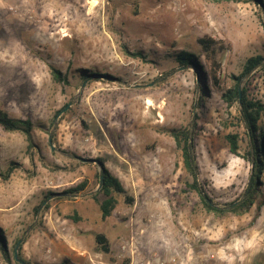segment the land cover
<instances>
[{"label": "rangeland", "instance_id": "rangeland-1", "mask_svg": "<svg viewBox=\"0 0 264 264\" xmlns=\"http://www.w3.org/2000/svg\"><path fill=\"white\" fill-rule=\"evenodd\" d=\"M91 1L0 0V109L33 125L31 148L20 132L0 128V172L15 164L0 178V228L11 259L0 252V264H19L12 256L19 242L17 259L26 264H77L73 245L101 252L94 236L104 234L120 248L131 231L142 255L158 243L172 256L191 250L220 264H264V205L255 219L254 205L224 218L205 213L186 191L190 178L169 135L191 132L199 184L212 203L225 207L242 196L250 140L237 104L228 108L222 93L248 58L264 57V11L250 0ZM202 37L216 43L217 83L197 43ZM181 50L199 54L204 74L175 62ZM52 68L68 83L54 81ZM240 87L264 105L263 66ZM259 124L264 134V118ZM230 134L240 156L229 152ZM80 158L104 159L132 205L122 195L113 216L101 220L92 200L100 168ZM83 179V193L64 194ZM75 214L80 221L69 218ZM96 260L110 263L106 254Z\"/></svg>", "mask_w": 264, "mask_h": 264}, {"label": "trees", "instance_id": "trees-1", "mask_svg": "<svg viewBox=\"0 0 264 264\" xmlns=\"http://www.w3.org/2000/svg\"><path fill=\"white\" fill-rule=\"evenodd\" d=\"M256 3L261 10L264 11V0H250ZM198 45L201 47L203 54L208 55L214 69L211 72V78L217 83L215 77L216 73L220 71V66L210 57L215 51L214 46L215 41L208 37H202L197 40ZM134 57L141 56V53H133ZM174 60L179 66H188L189 68H195L199 70L201 74H204L203 66L199 61V54L190 53L188 50H181L174 54ZM263 66L264 68V57L262 55H255L246 60L243 64L242 72L238 76H231L234 80L233 86L222 93V98L228 108H231L234 104H237L238 114L240 121L246 127V136L250 140V149L247 153L248 160L251 162V174L249 178V183L242 194V196L235 202L227 204L225 207H220L214 203L207 195L203 186L199 184L197 176L196 160L193 153L194 140L191 132L186 128L173 129L169 131V135L175 142V147L180 151L182 158V168L190 178V181L185 183L187 192H194L200 198V203L203 211L207 214H212L217 217H227L229 215H241L247 213L249 209L254 205L255 216L254 219L260 215L261 207L264 205V134L261 132V126L259 124L260 120L264 118V105L258 99H250L247 95V89L245 87L241 88L239 97V87L243 78H246L253 70L257 67ZM86 72V71H85ZM94 75L89 73L82 75V79H87L88 77ZM51 76L54 81L59 83H68V79L65 75L52 68ZM0 128L5 132H20L26 138L27 148L33 146V125L29 119H13L9 117L4 111L0 109ZM228 142L229 152L233 155L240 156L239 149V138L236 134H230L226 137ZM242 157V156H241ZM245 159L244 157H242ZM98 162V167L100 171L97 173V191L92 194V200L98 205L100 211V219L105 220L111 217L115 209L117 208L120 196H124L123 202L129 206L133 203V198L127 194L125 188L119 181V179L114 176L111 171L105 166L104 159H95ZM15 164L10 163V167L5 172H0V178L2 180L8 179L12 172L14 171ZM100 176H103L101 182L99 181ZM87 187V180L83 179L75 186L68 188L64 191V194L68 196H77L83 193ZM53 192L48 193L44 200L41 202L40 206L35 208L38 213L41 205L44 204L48 196L52 195ZM102 196L101 199H98ZM44 207H48L46 204ZM73 221H80V217L76 214L69 216ZM96 244L99 246V250L103 253H109V242L104 234H97L94 236ZM0 252L6 261H10V256L7 253L8 246L3 230L0 228ZM15 251V250H14ZM13 251V259L16 260ZM20 258V256H18ZM17 261V260H16Z\"/></svg>", "mask_w": 264, "mask_h": 264}, {"label": "crops", "instance_id": "crops-1", "mask_svg": "<svg viewBox=\"0 0 264 264\" xmlns=\"http://www.w3.org/2000/svg\"><path fill=\"white\" fill-rule=\"evenodd\" d=\"M87 202H89V201H86V204H87ZM89 204H90V202H89ZM89 204H87V205H89ZM113 214H114V212H113ZM113 214H112V216H113ZM97 215L100 216V213H98ZM149 217L153 218L152 213L150 214ZM85 219L86 218H83V221H87ZM148 222H150V221H148ZM145 226L146 225H144L143 230L145 229ZM135 245L137 247L136 236H135ZM71 248H73V251L76 252V254H74V257L77 259V264H90L89 261H91V264H92V262L97 261L96 257L98 255H101V254H106L109 256V258H110L109 264H140L141 261H143V262L146 261V262H149L150 264H156V261L154 260L155 257L160 258V260H165V262H166V261H168L170 256H172V255L168 254L167 252H165L164 250H162L163 248L158 243L155 245H153V244L147 245L148 250L143 249V255L141 254L139 247H138L137 248L138 252H137L136 256L133 259L131 258V260H130V257L128 256V254L121 252V248H119V246L115 245L113 247L110 244V242H109V249H110L109 253H103V252L95 251V249L93 247H91V245H88V244L83 243V242L78 244V245H73ZM255 252H256L255 249H252L253 255H255ZM123 254L126 257V260L124 263H120L121 257ZM173 257L176 259L178 264H220V262L217 261V259H214L213 254L202 253V251L193 252V251L189 250L184 255L182 253H179V255H176Z\"/></svg>", "mask_w": 264, "mask_h": 264}, {"label": "built area", "instance_id": "built-area-1", "mask_svg": "<svg viewBox=\"0 0 264 264\" xmlns=\"http://www.w3.org/2000/svg\"><path fill=\"white\" fill-rule=\"evenodd\" d=\"M150 221V220H149ZM129 224L130 226H132L133 224V219L129 220ZM135 236L136 233L134 231H131V235L129 236V239H126L123 243H121V252L128 254V256L133 259L138 250L137 247L135 245ZM154 260L156 261V264H178L176 259L173 256H170V258L168 259V261L165 262V260H160V258H154ZM133 263V262H132ZM92 264H101L99 262H92ZM140 264H150L149 262H143L141 261Z\"/></svg>", "mask_w": 264, "mask_h": 264}, {"label": "water", "instance_id": "water-1", "mask_svg": "<svg viewBox=\"0 0 264 264\" xmlns=\"http://www.w3.org/2000/svg\"><path fill=\"white\" fill-rule=\"evenodd\" d=\"M240 91H241V87H239V91H238V93H239V97H240ZM67 107H68V105H66L65 108H67ZM65 108H64V109H65ZM64 109H63V110H64ZM63 110H62V111H63ZM79 161H80L81 163H93V164L98 165L97 160H94V158H80ZM102 179H103V176H100L99 181L101 182ZM19 244H20V242H19L18 244H16V246H15L14 255H15L16 260H17V262H18L19 264H26L24 261H22V260H18V259H17L16 251L18 250Z\"/></svg>", "mask_w": 264, "mask_h": 264}, {"label": "bare ground", "instance_id": "bare-ground-1", "mask_svg": "<svg viewBox=\"0 0 264 264\" xmlns=\"http://www.w3.org/2000/svg\"><path fill=\"white\" fill-rule=\"evenodd\" d=\"M91 3H93V5H94V4H95V3H94V0H92Z\"/></svg>", "mask_w": 264, "mask_h": 264}]
</instances>
